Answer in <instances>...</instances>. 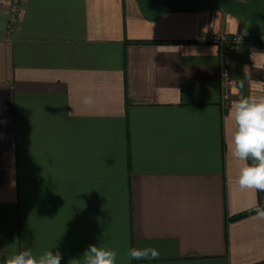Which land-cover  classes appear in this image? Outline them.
<instances>
[{
	"label": "crops",
	"instance_id": "crops-1",
	"mask_svg": "<svg viewBox=\"0 0 264 264\" xmlns=\"http://www.w3.org/2000/svg\"><path fill=\"white\" fill-rule=\"evenodd\" d=\"M7 8L1 0L0 264L25 247L71 264L92 244L116 250V264H264V219L249 210L264 204L236 183L219 49L200 41L243 34L248 45L229 53L231 105L264 95L260 9L22 0L8 34ZM148 246L158 260L129 258Z\"/></svg>",
	"mask_w": 264,
	"mask_h": 264
},
{
	"label": "clouds",
	"instance_id": "clouds-1",
	"mask_svg": "<svg viewBox=\"0 0 264 264\" xmlns=\"http://www.w3.org/2000/svg\"><path fill=\"white\" fill-rule=\"evenodd\" d=\"M224 75L227 77V73ZM81 102L91 106L94 97L84 96ZM229 116L234 125L229 150L234 159L243 162L236 183L241 190L264 193V95L239 97L233 101ZM249 210L257 218L264 219V208L253 206ZM117 256L114 249L92 244L82 258L71 260V264H116ZM128 256L136 261L158 260L160 252L151 246L133 247L129 249ZM61 260L59 251L48 250L36 255L31 248L25 247L10 255L5 264H61Z\"/></svg>",
	"mask_w": 264,
	"mask_h": 264
},
{
	"label": "built area",
	"instance_id": "built-area-1",
	"mask_svg": "<svg viewBox=\"0 0 264 264\" xmlns=\"http://www.w3.org/2000/svg\"><path fill=\"white\" fill-rule=\"evenodd\" d=\"M1 2V0H0ZM22 0H8L7 16H6V31L11 34L19 21L21 14ZM241 37V39H240ZM201 43L217 46L220 56V106L226 112L231 107L232 102V83L233 75L230 66L229 53L232 48L238 49L246 47L247 39L243 34L228 35V34H213L201 38ZM264 49V41L262 42ZM227 73V77H225Z\"/></svg>",
	"mask_w": 264,
	"mask_h": 264
},
{
	"label": "rangeland",
	"instance_id": "rangeland-1",
	"mask_svg": "<svg viewBox=\"0 0 264 264\" xmlns=\"http://www.w3.org/2000/svg\"><path fill=\"white\" fill-rule=\"evenodd\" d=\"M234 1L237 2L239 7L241 6L245 9L244 13H246V14H249L248 12L251 10H255V9L259 10L260 9L262 11V15L264 18V0H234ZM246 17H250V16H246Z\"/></svg>",
	"mask_w": 264,
	"mask_h": 264
},
{
	"label": "trees",
	"instance_id": "trees-1",
	"mask_svg": "<svg viewBox=\"0 0 264 264\" xmlns=\"http://www.w3.org/2000/svg\"><path fill=\"white\" fill-rule=\"evenodd\" d=\"M252 213H253V212H248V213H246V214H242V215H240V216H238V217L232 218V220H237V219H240V218L246 217V216H248V215H250V214H252Z\"/></svg>",
	"mask_w": 264,
	"mask_h": 264
},
{
	"label": "water",
	"instance_id": "water-1",
	"mask_svg": "<svg viewBox=\"0 0 264 264\" xmlns=\"http://www.w3.org/2000/svg\"><path fill=\"white\" fill-rule=\"evenodd\" d=\"M259 194H260V198H261V200H262V202L264 204V193H259Z\"/></svg>",
	"mask_w": 264,
	"mask_h": 264
}]
</instances>
